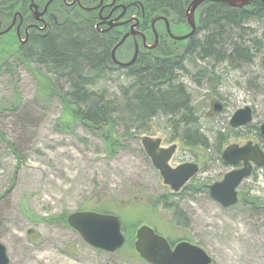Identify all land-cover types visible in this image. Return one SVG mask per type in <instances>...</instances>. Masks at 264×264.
<instances>
[{
	"label": "rangeland",
	"instance_id": "obj_1",
	"mask_svg": "<svg viewBox=\"0 0 264 264\" xmlns=\"http://www.w3.org/2000/svg\"><path fill=\"white\" fill-rule=\"evenodd\" d=\"M254 26L261 36L264 24ZM172 31L180 36L189 27L173 26ZM13 34L0 45L13 41ZM199 39H203L202 34ZM184 46L179 43L177 49ZM260 51L252 65L244 66L187 58V72H180V82L191 93L209 149L187 148L181 138L173 140L164 118L149 121L148 132L128 129L126 122H118L109 134V141L118 146L114 149L112 142L105 140V132L71 123L70 111L60 97L49 96V78L38 71V65L29 60V66L19 60L2 62L0 243L7 248L10 264H148L134 248L136 230L142 225L151 226L171 242L185 240L202 247L213 264H264L262 170L256 169L242 183L239 203L229 209L212 199L209 190L232 170L222 160L228 146L252 141L264 149L260 135L264 123V43ZM132 56L130 52L127 60ZM119 73L97 89H106L110 98L117 95L120 86L128 85ZM204 73H208L207 78ZM66 88L58 90L64 94ZM214 104L221 106L219 111H214ZM247 106L253 111V123L233 129L232 116ZM225 132L230 138L222 144L218 136ZM142 136L162 139L164 148L177 145L171 165L196 163L200 172L179 192H173L146 155ZM161 196L174 204L173 210L156 204ZM256 199L258 206L249 202ZM80 211L118 215L132 238L116 253L92 248L68 224L60 222V218L67 221L69 215Z\"/></svg>",
	"mask_w": 264,
	"mask_h": 264
},
{
	"label": "trees",
	"instance_id": "obj_2",
	"mask_svg": "<svg viewBox=\"0 0 264 264\" xmlns=\"http://www.w3.org/2000/svg\"><path fill=\"white\" fill-rule=\"evenodd\" d=\"M140 1L150 14L176 19L178 27L187 26L186 11L193 0ZM14 2L19 0H0V8L9 5L12 16L18 7H14ZM254 24H264V3L261 0H253L245 8L206 3L198 10L197 33L182 42L185 44L183 48L178 50L171 42L166 50L141 54L134 66L120 72L111 58L115 42L101 37L92 22L80 23L72 18L61 26L54 25L46 37L32 36L25 46H21L14 35L8 45H0V66L9 60H19L27 66L30 65L27 60L34 62L41 68H37L38 71L49 78V96L57 94L69 109L71 123L105 132L108 136L103 137L108 143L112 142V147L116 144L109 141V134L113 133L118 122H126L128 129L140 131L147 129L149 121L164 118L168 120L167 128L173 140L174 137L181 138L187 148L201 146L209 149V140L201 132L192 106L191 93L184 82H180L179 74L187 72L184 64L188 57L195 56L203 62L252 65L262 54L260 49L264 43V31L259 36L260 29L256 30ZM201 34L202 40L199 39ZM119 72L128 85L120 86L117 95L111 99L106 89L97 87ZM204 77L207 78L208 73H204ZM65 87L68 92L61 94L58 89ZM129 123L134 128H130ZM229 138L228 132L220 133L218 141L224 144ZM262 172L264 178V168ZM249 202L258 206L257 199ZM157 203L164 204L169 210L174 208V204L163 196L157 199ZM175 209L182 214L178 207ZM60 222L67 224L64 217ZM124 230L129 242L132 235L127 234L125 225Z\"/></svg>",
	"mask_w": 264,
	"mask_h": 264
},
{
	"label": "water",
	"instance_id": "obj_3",
	"mask_svg": "<svg viewBox=\"0 0 264 264\" xmlns=\"http://www.w3.org/2000/svg\"><path fill=\"white\" fill-rule=\"evenodd\" d=\"M264 3V0H261ZM41 16L45 15L49 5ZM253 0H193L186 11V21L191 28V32L185 36L178 37L172 34L169 29V21L165 17H157L153 21L155 26L158 21H164L168 25L170 36L175 41H186L193 37L198 30L196 23V12L205 3H224L233 8H245L249 6ZM36 19L40 20L37 13ZM12 25L0 36L8 34L15 26ZM127 35L113 50L112 57L116 64L123 67L133 66L139 55V48L133 59L128 63H120L116 59L117 49L123 45ZM21 44L28 42L20 38ZM158 39L149 49L157 48ZM221 106L216 104V110H220ZM253 122V111L250 107L238 110L232 117L230 125L232 128L238 129L249 126ZM261 135L264 138V123L261 126ZM144 151L150 158L153 166L160 172L164 184L172 187L175 191L181 190L192 178L200 171L195 163L182 164L178 167H172L170 162L177 150V146L173 145L168 149L162 147V139L143 136L140 138ZM222 160L231 167H237L243 164L241 169H235L225 175L220 182L210 187V195L212 199L218 202L223 208L229 209L239 203L238 189L242 183L252 176L254 168L264 167V151L261 147L253 142H249L244 146L231 145L226 148L222 154ZM68 225L74 229L82 239L92 248L105 251L108 253H116L122 249L126 242L123 233L122 222L119 217L111 214H100L96 212H75L68 216ZM135 250L140 257L149 264H212V257L200 246L188 242H181L172 247L168 240L157 234L149 226H142L137 230ZM10 257L5 245L0 243V264H10Z\"/></svg>",
	"mask_w": 264,
	"mask_h": 264
},
{
	"label": "flooded vegetation",
	"instance_id": "obj_4",
	"mask_svg": "<svg viewBox=\"0 0 264 264\" xmlns=\"http://www.w3.org/2000/svg\"><path fill=\"white\" fill-rule=\"evenodd\" d=\"M50 1L52 2L45 15L41 16ZM14 7L16 8L12 16L9 5L6 8H0V33L15 21L16 24L11 32L14 33L12 37L16 35L19 43L20 38L24 40L28 37L29 43L32 36L46 37L53 31L54 25L61 26L72 18L80 23L92 22L101 37L115 42L111 51V58L117 71L127 68L114 62L112 52L127 35L129 37L116 51V59L123 64L133 59L137 47L139 48L138 61L139 56L143 53L154 54L159 49L170 48L171 42L174 45L178 44L170 36L166 22L158 21L155 26L153 25V21L157 17H165L169 21V29L173 34L172 27L177 26V21L174 24L173 19L169 20L166 16L150 14L140 0H19L18 3L14 2ZM36 13L40 20L35 18ZM3 37L5 36H0V39ZM156 37L158 39L157 48L151 50L149 47L154 45ZM130 52H133V56L127 60ZM215 106L214 104V111ZM229 167L232 170L241 169L243 164H239L237 167ZM256 169L260 168L255 167L254 172ZM171 190L173 189L171 188ZM173 192L176 191L173 190ZM135 200L140 201L137 198ZM103 213L114 214L112 212ZM177 244L178 242L170 241L172 247Z\"/></svg>",
	"mask_w": 264,
	"mask_h": 264
}]
</instances>
